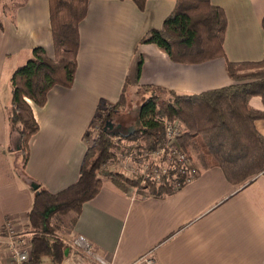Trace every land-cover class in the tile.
I'll return each instance as SVG.
<instances>
[{
  "label": "crops",
  "instance_id": "obj_1",
  "mask_svg": "<svg viewBox=\"0 0 264 264\" xmlns=\"http://www.w3.org/2000/svg\"><path fill=\"white\" fill-rule=\"evenodd\" d=\"M211 4L226 18L224 56L180 64L157 46L140 43L162 27L176 0H144L142 9L131 0H88L73 85L54 87L43 107L32 106L39 130L29 141L23 168L15 170L23 155L7 120L11 76L35 48L52 58L53 42L48 0H21L11 11L0 0V158L6 167L0 174V227L15 219L21 233L31 231L27 215L37 194L31 182L50 195L77 182L87 151L84 137L99 104H115L126 80L129 95L141 85L194 95L232 86L227 63L264 59V0ZM249 105L264 111L259 98ZM255 128L264 138V120ZM199 169L197 179L162 198L125 193L103 180L79 214L67 217L71 238L84 236L113 264H132L143 256L157 264H264V173L236 184L218 167ZM68 253L64 264H90L72 248Z\"/></svg>",
  "mask_w": 264,
  "mask_h": 264
},
{
  "label": "trees",
  "instance_id": "obj_2",
  "mask_svg": "<svg viewBox=\"0 0 264 264\" xmlns=\"http://www.w3.org/2000/svg\"><path fill=\"white\" fill-rule=\"evenodd\" d=\"M131 1L142 9L144 0ZM87 3L88 0H48L53 58L44 49L35 48L31 58L11 76V108L7 120L11 130L18 134L24 163L29 141L39 130L32 106L43 107L54 87L70 89L73 85L80 45L79 25L87 15ZM262 25L264 29V19ZM225 30V14L211 0H176L174 11L162 27L146 33L140 43L157 46L174 63L199 64L224 56ZM263 62L264 59L259 63H227V74L234 84L200 94L183 95L141 85L135 95L139 90L144 93L159 90L168 94L167 101L163 104L157 97L148 96L138 107L135 129L128 136L122 130L111 132L113 128H101L93 137V148H87L77 182L56 195L39 190L34 196L27 216L30 229L36 235L31 240L27 264H41L43 258H48L51 264H63L68 246L59 239H49L50 218L70 213L77 216L82 205L99 193L103 180H109L125 193L129 186L136 188L145 197L162 198L177 190L168 181L159 186L141 185L123 175L103 172L101 166L114 146L111 141L114 135L132 142L141 141L145 148L153 149L164 142L165 126L181 121L185 131L180 145L203 169L218 167L228 181L236 184L264 173V138L255 128L256 121L264 120V111L249 105L251 99L259 98L264 107V74L247 79L236 77L233 71L239 65ZM141 67L140 59L136 81ZM128 88L126 80L119 100L111 107L116 108L121 99L128 97ZM184 106L199 107V110L193 114ZM97 113L103 124L113 116L104 101L100 102Z\"/></svg>",
  "mask_w": 264,
  "mask_h": 264
},
{
  "label": "built area",
  "instance_id": "obj_3",
  "mask_svg": "<svg viewBox=\"0 0 264 264\" xmlns=\"http://www.w3.org/2000/svg\"><path fill=\"white\" fill-rule=\"evenodd\" d=\"M164 142L157 145L148 152L153 157L164 159L165 162H157L155 164H147L136 173V163H139L133 154L125 156L127 158V176L139 175L144 177V180L155 181L160 184L161 180L172 171V178L169 182L171 187L179 189L184 185L191 183L200 175V169L180 145V139L185 131V126L182 122L174 121L165 126ZM136 149H133L135 152ZM138 155V154H137ZM118 160L122 154H117ZM132 161V163H131ZM171 168V169H170ZM115 173L114 171H111ZM125 174L122 170L116 171V174ZM129 177V176H128ZM15 219H8L0 227V264H27L30 257V241L25 239V234H22L21 228L18 226ZM68 249L72 248L80 254L82 258L90 264H113L107 258L99 255L91 242L82 235H74L69 239ZM132 264H157L151 257L143 256Z\"/></svg>",
  "mask_w": 264,
  "mask_h": 264
},
{
  "label": "rangeland",
  "instance_id": "obj_4",
  "mask_svg": "<svg viewBox=\"0 0 264 264\" xmlns=\"http://www.w3.org/2000/svg\"><path fill=\"white\" fill-rule=\"evenodd\" d=\"M3 1V4L5 7H8V9L14 10V8H16L17 6L20 5V1L21 0H1ZM53 58V57H52ZM234 74L236 77L242 78V77H247L251 78V77H257L258 74L263 73L264 74V62L262 64L259 65H252V64H244V65H239L236 68H233ZM139 93L137 95L133 94V95H128L127 98H125L124 100L121 99L120 103H119V107L117 106L116 108L111 107V105H107V107H109V110H111L113 116L112 119L109 120V122L112 124V128L111 129L113 131H117V130H122V133H126L129 134L130 132H132L135 129V125H134V121H135V116L137 113V109L140 106V104L148 97V96H154L157 97L160 102H162L163 104L167 101L168 99V94L163 92V91H159V90H153V91H148L147 94H145L144 92H142V90L138 91ZM186 108L187 111H192V113L197 112L199 110L195 108V106H189V108L187 106H184ZM11 108V107H10ZM10 108L7 110V118L10 116ZM193 113V114H194ZM97 114H95V117L93 118V122L92 125L89 129L87 138L85 139V143L88 149H92L93 148V137L95 136V134L104 127L105 123L103 124L100 120V118H98ZM181 122V121H179ZM10 127V126H9ZM11 128V127H10ZM107 128V126H105V129ZM125 134V135H126ZM112 142L114 144V146L109 150V154H108V158L107 161L102 164L101 169L103 170V172H111L114 171L116 173L120 172L121 170L125 173V174H120L119 175H123L126 178H129L131 180H137L141 185H150L153 184L155 186H159L161 183L165 182L166 179L170 180L172 178V171L169 170V174L167 176L164 177V180L160 181V184L155 182V181H151L150 180H144V177L139 176V175H135V176H131L128 175L127 176V163L126 160L127 158H125V156L129 155V154H133V156L135 157V159L137 158L140 159V161H138L139 163H136V173L139 172L141 170L142 167H144L147 164H155L157 162H161L162 164L165 162L164 159H160L159 157H153L151 155H149L148 152L145 151H150L151 149H147L144 147V143L143 142H132L127 140L126 138H122L120 136H112ZM11 148H13V146H11ZM133 149H136L135 152H133ZM152 151V150H151ZM122 154V157L120 160H118V158L116 157L117 154ZM138 154V155H137ZM23 155V154H22ZM192 159L194 160V162L196 163V165L198 167H200V163L198 162V160L193 156ZM132 163V161H131ZM12 164V163H11ZM199 164V165H198ZM24 165V157L23 159H21V162L15 166V170L22 169ZM6 167L4 166L3 161H1L0 158V174L5 171ZM171 169V168H170ZM113 173V172H112ZM201 173V171H200ZM128 189H130L131 191H137L138 189L133 188L131 186L128 187ZM176 189V188H173ZM142 191H146V190H142ZM146 193V192H143ZM142 194V193H140ZM72 214V213H70ZM70 214L68 215H54L50 218V225H49V229L51 232V235L49 236V239H59L60 241L63 242L64 245L68 246L69 244V239H70V232H71V223L70 220L67 218L69 216H71ZM29 233H31V235H29ZM36 232H34L33 230L26 231L25 233V237L26 235H29V237H33L36 235ZM28 239V236L27 238ZM65 263V261L63 262V264ZM41 264H51L50 260L48 258H43L42 263Z\"/></svg>",
  "mask_w": 264,
  "mask_h": 264
},
{
  "label": "water",
  "instance_id": "obj_5",
  "mask_svg": "<svg viewBox=\"0 0 264 264\" xmlns=\"http://www.w3.org/2000/svg\"><path fill=\"white\" fill-rule=\"evenodd\" d=\"M105 126H107V127H109V128H112V124H111L109 121H107V122L105 123V125H104V129H105ZM128 135H129V134H127L126 136H128ZM29 188H30V190L33 191V192H36V193L39 192V185L35 184L34 182H31V183L29 184ZM68 252H69V249L66 248L65 251H64V256H65V257L68 255Z\"/></svg>",
  "mask_w": 264,
  "mask_h": 264
}]
</instances>
